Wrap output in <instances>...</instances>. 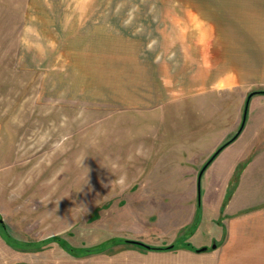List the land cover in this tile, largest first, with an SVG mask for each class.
Listing matches in <instances>:
<instances>
[{"label":"rangeland","instance_id":"1","mask_svg":"<svg viewBox=\"0 0 264 264\" xmlns=\"http://www.w3.org/2000/svg\"><path fill=\"white\" fill-rule=\"evenodd\" d=\"M254 91L264 0H0V264H264L212 255L264 93L198 194Z\"/></svg>","mask_w":264,"mask_h":264},{"label":"crops","instance_id":"2","mask_svg":"<svg viewBox=\"0 0 264 264\" xmlns=\"http://www.w3.org/2000/svg\"><path fill=\"white\" fill-rule=\"evenodd\" d=\"M262 129L259 128L258 135ZM239 147L232 151L231 172L216 181L222 185L219 198L224 201L225 207L220 222L223 234L219 239L212 240L217 245L216 249L212 248V255L219 257L221 263L225 256H255L259 253L258 249L264 247V197L261 200L254 195L255 185L264 183V145ZM236 167H242L243 172L234 179ZM232 183L236 187L227 200L226 192Z\"/></svg>","mask_w":264,"mask_h":264},{"label":"water","instance_id":"3","mask_svg":"<svg viewBox=\"0 0 264 264\" xmlns=\"http://www.w3.org/2000/svg\"><path fill=\"white\" fill-rule=\"evenodd\" d=\"M259 93H264V91H254V92H252V93L249 94V96L247 97V100H246V104H245L243 122H242V125H241L239 131L235 134V136L230 141H228L227 143H225L224 145H222L213 154V156L207 161V163L204 165V167L201 169V171L199 173V176H198V194H199V201H200V197H201V181H202V177H203L204 172L206 171V169L208 168V166L214 161V159L225 149V147H227L231 142H233L235 139H237L238 136L241 134V132L244 129V126H245V122H246L247 114H248V111H249V105H250L251 99L256 94H259ZM2 222L3 221H1V223ZM125 242L128 243V244L139 245V246H141L143 248H146V249H153L154 248L153 246H150L148 244H145V243H143L141 241H137V240L126 239ZM174 246L175 245L173 244V245L168 246V248L169 249H173ZM216 247H217V245L214 244L213 249H216ZM207 250H208L207 247H203V248L199 249L198 252H205Z\"/></svg>","mask_w":264,"mask_h":264},{"label":"clouds","instance_id":"4","mask_svg":"<svg viewBox=\"0 0 264 264\" xmlns=\"http://www.w3.org/2000/svg\"><path fill=\"white\" fill-rule=\"evenodd\" d=\"M113 167H115V165ZM112 183H115L116 185L120 186L121 189L125 188L128 183L126 173L122 172L119 176H116V179L112 181Z\"/></svg>","mask_w":264,"mask_h":264},{"label":"trees","instance_id":"5","mask_svg":"<svg viewBox=\"0 0 264 264\" xmlns=\"http://www.w3.org/2000/svg\"><path fill=\"white\" fill-rule=\"evenodd\" d=\"M57 240H59V239H57ZM60 241H62L61 239H60ZM114 241H116V242H123V243H126L125 242V240H123V239H120V240H114ZM117 244H121V243H117ZM128 244V243H127ZM175 247H177L176 245L174 246V248ZM173 248V249H174ZM153 249H155V250H167V249H169L168 247H154Z\"/></svg>","mask_w":264,"mask_h":264}]
</instances>
